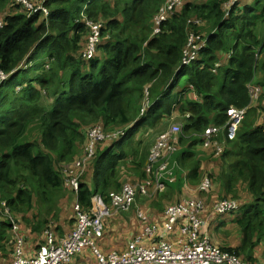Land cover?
Masks as SVG:
<instances>
[{"label":"trees","instance_id":"trees-1","mask_svg":"<svg viewBox=\"0 0 264 264\" xmlns=\"http://www.w3.org/2000/svg\"><path fill=\"white\" fill-rule=\"evenodd\" d=\"M86 1L45 0L46 16L21 10L0 19V71L6 76L0 78V259L9 255L13 264L15 254L5 208L36 239L31 246L36 252L47 243L46 231L57 243L75 229L76 205L88 213L96 193L108 202V193L120 189L127 176L136 183L152 181L155 170H146L148 149L138 135L177 112L183 125L170 158L179 173L147 204L180 202L183 178L195 188L209 179L218 200L245 191L251 198L238 202L244 210L232 219L239 244L231 247L225 241L221 250L249 264H264V36L256 31L264 20V0H237L228 11L230 0H184L156 33L153 18L166 0H90L83 8ZM10 6L19 7L16 0ZM82 15L103 22L91 59L83 57L88 28ZM193 45V59L183 63ZM39 55L45 60L34 62ZM21 71L26 74L19 78ZM156 83L161 91L157 87L155 92ZM256 88L260 93L253 101ZM144 96L136 116L129 117L131 106ZM230 106L246 108L245 116L234 139L221 130L222 150L216 155L213 145L205 148L203 134L209 126L225 127ZM96 125L103 134H123L97 141L75 191L65 181L74 176L70 164L86 149L88 131ZM26 133L29 140L19 143ZM211 157L216 169L203 170ZM71 199L76 200L73 228L58 236L60 211ZM229 213L213 215L206 228L222 225L218 218ZM111 220L112 215L103 219V234L93 240L104 254L109 253L101 245L105 236L116 242ZM83 252L96 264L92 250Z\"/></svg>","mask_w":264,"mask_h":264},{"label":"built area","instance_id":"built-area-1","mask_svg":"<svg viewBox=\"0 0 264 264\" xmlns=\"http://www.w3.org/2000/svg\"><path fill=\"white\" fill-rule=\"evenodd\" d=\"M87 0L83 8L86 7ZM183 0H166L157 13L154 15L153 33L159 31L160 26L173 13L175 7L182 3ZM237 0H230L226 5V11L230 9V5ZM21 5L27 11L33 13L41 12L47 15V9L43 3L34 5L33 0H19ZM89 31L87 46L83 51V57L91 59L96 52V46L99 42L100 30L103 22L91 21L82 15ZM1 26V22H0ZM192 41V40H191ZM189 42V44L191 43ZM202 42L200 43L201 46ZM197 46H192V53L185 52L183 63L188 64L194 57ZM6 76L0 71V78ZM253 101H256L260 91L252 89ZM143 111V110H142ZM246 108H236L230 106L226 110L227 122L225 127L209 126L204 131L205 145H213L215 154L219 155L222 145L219 141V134L224 128L228 139L236 134L239 125L245 116ZM182 126L171 124L166 129H162L158 137L149 151L146 160V170L151 172L155 168V163L162 160L163 168L170 155L175 150L178 133ZM121 131L103 134L100 126H92L88 131V144L86 147V155L79 159L83 166L86 160H90L94 155V149L97 141L104 138H118ZM228 134V135H227ZM231 135H233L231 137ZM152 181L147 180L146 183L133 184L125 183L117 192H110L108 204L104 201L102 195L96 193L91 198V205L88 213L82 211L78 205L75 206L76 227L69 234L60 238L57 243L53 241V235L50 231H46L47 243L41 246L36 252L31 251V256L18 254L15 252L16 264H70L72 257L80 253L85 247L92 250L96 257V264H249L241 261L233 253L219 250L211 243V238L206 232V223L199 219V214L203 210L201 201H195L190 198L183 199L181 202L171 205L165 209L166 219L160 226L155 223H147L142 231L136 235H132L127 242V246L122 252L102 253L94 243L95 238H100L103 234V219L114 212H128L135 200L136 193L141 196H151L145 193L144 188L151 184L155 193L162 192L166 186L163 173L158 170L153 172ZM66 184L75 191L78 189V176L66 178ZM211 186V181L203 179L197 190L205 192ZM4 205V203H3ZM4 207H6L4 205ZM239 207L237 201L224 199L214 203L213 213L223 214L234 211ZM3 216L13 219L11 211L5 208ZM142 219H146L141 214ZM11 230L17 235L19 243L21 242L24 230L20 231L18 226L13 222ZM178 231L182 237H178L172 241L166 240L169 233ZM20 248V247H18ZM28 256V257H26Z\"/></svg>","mask_w":264,"mask_h":264},{"label":"rangeland","instance_id":"rangeland-1","mask_svg":"<svg viewBox=\"0 0 264 264\" xmlns=\"http://www.w3.org/2000/svg\"><path fill=\"white\" fill-rule=\"evenodd\" d=\"M13 1L14 0H9V1L6 0L5 3H3L2 6H0V19L3 16L4 13L20 12L21 10H22V12H26V13L32 14L31 12L27 11L26 9H24V7L21 5L19 0H16V2L19 5V7L10 6ZM44 1L45 0H33V3H34V5H41ZM127 1H130V0H127ZM181 4L177 5L176 7H179ZM43 16H45V15H43ZM256 31H257L258 35L264 36V20H260L258 22V26H257ZM88 37H89V31H88V34H87L86 44H85L84 49L87 46ZM95 53H97V50H96ZM95 53H94V55H95ZM263 55H264V48H263V51H262V56ZM42 59L45 60L44 56L43 55H39L38 57L34 58V62L42 60ZM88 64H89V61L88 60L85 61V69L87 68ZM25 74H26L25 72L21 71V72H19L18 76H19V78H22L23 75H25ZM183 84H184V81H183V78H182L181 81H180L179 86L181 87V86H183ZM157 87H160V91H161L162 85L160 83H156L155 84V88H154L155 92L158 90ZM154 96H155V93L153 91H151V96L149 98L152 99ZM191 96H193V95H191ZM49 100H50V98L49 99L45 98V103L47 105H49ZM144 100H145V96L143 97V99L141 100L140 103H134L133 106H131V109L129 111V117L136 116L137 110H138V106L140 104H142ZM78 114L80 115V113H75V115H78ZM140 115H142V114H140ZM182 119L183 118L176 112L173 115L165 117L164 119H162L161 123L156 128H154V127H143L141 129V131L139 133L140 135H138V136L142 140L143 146H145V148L148 149L147 157L149 155V151H150L151 147L154 145V143H155V141H156V139L158 137L159 131L162 128L166 129L171 124L179 125L181 127L183 125ZM83 128L86 130L87 127H83ZM36 130H37L36 127L30 128L29 132L32 135H34V134H36L35 133ZM179 133L181 134V131H179ZM179 133H178V135H179ZM232 136L233 135H231V137ZM235 136H236V134L232 138L234 139ZM28 140H29V136L26 133V134L22 135L21 137H19L18 142L19 143H24V142H26ZM219 140H220V142L222 141V133L219 134ZM221 145H222V143H221ZM176 147H177V145H176ZM83 150H84L83 148L80 149V151L78 153L79 157L77 156L78 157L77 160L73 161L70 164L71 167L75 168L74 174L71 171V175L76 176V175L82 173L79 176V179H81L82 177H83L82 179H85V177L87 175V172L85 170L86 169V164L89 161V160H86L84 166L82 164V161H78L80 158H82V157H84L86 155V150H84V151ZM200 151H202V150H200ZM203 153L205 154V156L209 155L206 152H203ZM213 159H216V158L211 157L210 160L205 161V163H203L204 164L203 170L206 171V170H208V169H210L212 167H214L216 169V163L217 162L214 161ZM146 160H147V158H146ZM159 162L162 163L163 161L159 160V161H157L155 163V165L157 163H159ZM160 165L161 164H157L156 166H160ZM175 167L176 166L173 164L172 158H169L167 163H166V168L162 172L168 173L171 170H176ZM65 173L68 174L69 171L65 170ZM130 178H131L130 176H127L128 180L125 181L123 184H125V183L140 184V183L132 182L130 180ZM141 183H143V182H141ZM182 183H183V181H182ZM182 183H181V185H182ZM188 184H190V183H185L184 184V186H187V187L183 186V189L181 190L180 197H184V198L186 197V198L193 199L195 201H201L202 204H203V210L199 214V219L204 221L205 223L209 224L212 216L215 215V214H213L214 203H216L218 201H222L224 199H220V200L215 199L216 196L214 195V193L215 194H217V193L214 192L215 186L212 185V182H211V186L209 187V188L212 187L210 189L211 192L205 191V192H201V193L198 192L197 188H195L194 186L191 185L189 187ZM167 185L168 184L166 183V186H165V188H164V190L162 192L166 191ZM149 186H151V190L149 191L147 186H146L144 188V191H145V193H147V194L151 195L152 197H154L155 196V191H154L153 185L150 184ZM216 188L218 189V186H216ZM118 190H116L114 192H117ZM172 195L176 198V196L174 194H172ZM250 198L251 197L249 196L248 193H246L243 190H240L238 197L228 196L226 199L234 200V201L246 202V200H248ZM65 199H66V196H65ZM65 199L63 201H65ZM150 199L151 198H148L146 196H141L138 193H136L135 200L132 203L131 209L128 212H118V213L128 214V216L134 217L135 213H138V211L141 210L142 207L151 209L149 207L150 206L149 204H147L149 206H147L146 204H143V202H147L148 203L150 201ZM108 201H109V199H108ZM74 204L75 203H73V199H71V201L69 202V206H68L67 210L62 211L63 210V207H62V209L60 211V213L62 212L61 213V218H59V220H58L59 222L56 223V224H58L59 228L57 230H55L56 234L58 236H62L64 233L69 232L70 229L73 228V224H74V221H73L74 217L73 216L74 215H73V210L72 209H73ZM175 204H177V203L174 201L173 205H175ZM61 205H63V202H61ZM151 210H153V209H151ZM243 210H244V207L240 206L236 210L232 211V213L220 216L218 218V223L221 222L222 225H215V224L208 225V227L206 229V232H207L208 236L211 238V243L213 244V246H215L216 248L221 250L220 244L223 245V243L225 241H227L228 244L231 245V247H234V246L239 244L238 240H239V237H240V231L238 230L236 224L234 225L232 223V219L234 217H236L238 214H240ZM9 221H13L18 226V229L20 231H22V228H21L20 224H18V220L16 219V217L13 218V219H10ZM135 222L136 221L134 220L133 223H135ZM131 228H134L132 223L129 226V229H131ZM12 233H13V236L15 237V252L17 250V257H18L19 253L22 254V255H26V254L30 253L31 252V246L34 245L36 239L33 236L27 235V233L24 232V234L21 235L22 238H21V242L19 243V241L17 239V235L15 234V232L13 230H12ZM60 233H61V235H59ZM108 235L109 234H107V237H108ZM105 239H106V236H105ZM108 242H109V244L115 243L114 241L110 242V239H108ZM18 247H20V248H18ZM87 256H88L89 259H92V261H94L91 254H87ZM17 257H16V254H14L13 264H16ZM0 264H11L9 255L5 256L4 258H1L0 259Z\"/></svg>","mask_w":264,"mask_h":264},{"label":"crops","instance_id":"crops-1","mask_svg":"<svg viewBox=\"0 0 264 264\" xmlns=\"http://www.w3.org/2000/svg\"><path fill=\"white\" fill-rule=\"evenodd\" d=\"M147 93V92H146ZM195 98V97H194ZM148 106V105H147ZM144 111V110H143ZM143 111L140 112V114L143 113ZM163 129V128H162ZM161 129V130H162ZM160 130V131H161ZM159 131V133H160ZM222 133V132H221ZM123 134V132L121 133V135ZM204 136V134H203ZM205 139V137H204ZM220 141V140H219ZM222 143V142H220ZM204 146L205 147H208L210 145H205V141H204ZM174 161V160H173ZM175 162V161H174ZM173 164L176 166V170H171L169 171L168 173H164L162 172L165 168H163V165L162 163H157V164H161L160 166H156L153 170H158L159 172L161 173H164V182L165 184L167 183L169 186H171L174 181H175V172L177 171L179 173V167H178V164L175 162ZM203 167V166H202ZM181 172H184L183 170H181ZM82 173L76 175L79 176L81 175ZM185 179L183 178V183L185 184L186 181ZM183 184V186H184ZM182 186V185H181ZM182 186V187H183ZM184 187H187V186H184ZM161 193V192H160ZM109 194L110 192L108 193V199H109ZM155 194H158V193H155ZM148 198H152V196H146ZM174 197V196H173ZM175 198V197H174ZM182 200L185 199L184 197L181 198ZM180 200V202L182 201ZM175 200H171V202L167 203L165 201H159L156 202L157 204L154 206H149L147 205V202H143V204H146L147 206H149L151 209L149 208H145V207H142L141 210L138 211V213H135V216L134 217H130L128 216V214H123V213H118V212H114L113 211V214H112V220L110 222L111 226H110V230H113L114 233L113 236H116L115 239H116V242L113 243V244H109L108 242V239H104L103 241H101V245L102 247L105 249V250H108L109 253L111 252H122L124 251V249L126 248L127 246V242L128 240L131 238L132 235H136L138 233H140L142 231V229L145 227V225L147 223H155L157 225H162L166 219V213H165V209L168 207V206H171L173 205ZM76 200L73 201V203H75ZM106 202V201H105ZM109 202V201H108ZM239 202V201H237ZM107 203V202H106ZM176 203H179L176 202ZM108 204V203H107ZM139 214H141L143 217H145L146 219H142L141 216H139ZM215 214V213H213ZM115 215V216H114ZM111 216V215H110ZM138 220L139 222V228L136 229L135 227L134 228H131L129 229V226L130 224L134 222V220L136 221V219ZM137 222V221H136ZM207 229V228H206ZM178 237H182V235L178 232V231H172L171 233H169V235L167 236L166 240L168 241H172ZM111 241H114V237L112 239H110V242ZM33 251V250H31ZM35 252V251H33ZM84 253L86 252H83V253H78V258L75 259V256L74 258H72V263L70 261V264H94V261H92V259H89L88 260V257H86L84 255ZM28 256H31L32 254L28 253L26 254ZM26 256V257H28ZM88 260V261H87Z\"/></svg>","mask_w":264,"mask_h":264}]
</instances>
